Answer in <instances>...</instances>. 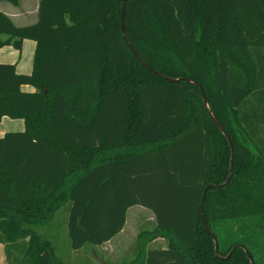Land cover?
I'll list each match as a JSON object with an SVG mask.
<instances>
[{"label":"trees","instance_id":"trees-1","mask_svg":"<svg viewBox=\"0 0 264 264\" xmlns=\"http://www.w3.org/2000/svg\"><path fill=\"white\" fill-rule=\"evenodd\" d=\"M19 5V0H7ZM40 0L17 24L0 10V48L36 42L33 70L0 62V243L6 264H71L38 226L66 211L69 246L112 240L134 205L154 213L130 264H264V0ZM31 85L35 92H25ZM167 246L147 249L156 236ZM242 245L243 247L239 246ZM232 254L225 256L234 248ZM107 261V260H106Z\"/></svg>","mask_w":264,"mask_h":264},{"label":"crops","instance_id":"crops-1","mask_svg":"<svg viewBox=\"0 0 264 264\" xmlns=\"http://www.w3.org/2000/svg\"><path fill=\"white\" fill-rule=\"evenodd\" d=\"M26 1L30 2V0H25V2ZM6 2H9V1L0 0V10L4 11L9 16H11V18L17 24L27 25V23H29L30 19H32V21H33V20L38 18V7H39L40 0H34V4H36L34 9H32L31 5H29V4H25V7H23V0H22V3L19 0V5H14L11 2H9V3H6ZM29 40H31V39H24L23 40L21 50L15 48L12 44L1 47L0 48V62L15 63L17 71L21 72V73L32 72L36 42L33 40L34 43H28ZM26 44H28L27 45L28 48L31 46H34L33 47V57H30V54H28V56L25 58L23 52H24ZM6 48H9V49H6ZM22 90L25 92H35L36 88L31 86V85H23ZM0 127L2 128V130L0 132V137H1L7 132L23 131L25 129V121H24V119H20V118L19 119H12L10 117L5 116L0 121ZM132 207H135V206H132ZM132 207H130V208H132ZM136 207H138V209H136L137 212L141 213V215H142L141 218H145L144 216H149L148 218L145 219L146 223L147 224L152 223V225H150V226L148 225L149 227L147 226L144 230L152 231L155 228V224L153 223V220H155L154 213L151 210H149L143 206H140V205L137 206L136 205ZM127 222H128V220H126V223ZM125 225H127V224H125ZM125 229H126V226H124V228L116 236H114V238L112 240H110L106 243H113L119 237L122 239L123 238L122 236L125 232ZM155 242H162V245L166 243V245L162 246L164 248L167 246V240L163 236H160V235L156 236L148 244H150V243L153 244ZM0 244H1V246H0V253H1L0 264H6V255H5L6 252L4 249H2V248H5V245L3 243H0ZM82 248H84V247H82ZM82 248L77 249V250L71 249V251H68L67 258H65V259L68 260L71 264H83L82 261H80L78 263V260L83 258L84 263L91 264V262H93V259H91V258L93 257L95 260V258H97L96 256H98V257H100V259L97 258L98 259L97 261L99 263L123 264V259H120L117 262H111L112 259L116 256L114 253L115 250H113V249L112 250L110 249V251H108V253L106 255H103L99 251H98L99 253H96L95 250L90 247L89 251H90L92 257L89 258V254L87 252L85 253V256H83L81 254V257H79V254H80ZM85 250H87V249H85ZM83 252L84 251H82L81 253H83ZM2 255H4V256L2 257ZM131 262H132V260L130 259L129 262L128 263L126 262L125 264H130Z\"/></svg>","mask_w":264,"mask_h":264},{"label":"rangeland","instance_id":"rangeland-1","mask_svg":"<svg viewBox=\"0 0 264 264\" xmlns=\"http://www.w3.org/2000/svg\"><path fill=\"white\" fill-rule=\"evenodd\" d=\"M22 3V0H20ZM9 3V2H6ZM11 4V3H10ZM25 4H29L31 5L32 9H34L35 5L34 4V0H30L26 1L23 0V7H25ZM37 19L33 20L30 19L29 23L27 24H32L36 21ZM31 41V42H30ZM28 43H34L33 40H29ZM28 44H26L25 49H24V56L25 58L28 56V54H30V57H33V47H27ZM9 49V48H6ZM2 128L0 127V132H1ZM135 207H132L130 209H128L127 212V220L128 222L126 223V229L125 232L123 234V238L121 239L120 237L117 238L113 243H104L101 246H98V251L103 254L106 255L108 253V251H110V249L115 250V257L112 259L111 262H117L120 259H123V264H125L126 262L128 263L129 260H133L134 257L137 255V237H138V233H140L142 230H144L148 225H152L151 224H147L146 223V218H148L149 216H144L145 218H141V213L137 212L136 209H138V207H136V205H134ZM138 206V205H137ZM140 214V215H139ZM155 222V220H153V223ZM148 226V227H149ZM38 229L43 230L46 234H48L52 239L53 242L56 246V251L58 253L59 256L63 257V258H67V254L68 251H71V248L69 246V236H68V228L66 225V211L62 210L61 212L57 213L55 216H53L52 218L48 219L47 221L41 223L38 226ZM150 229V228H149ZM162 241V240H161ZM164 242V241H163ZM166 245L163 244L162 242H155V243H150L147 245V249H151V248H157V247H162ZM1 246V244H0ZM118 246V247H117ZM90 245H86L84 248H82L81 252L84 251L83 253L80 252L79 257H81V254L83 256H85V253L87 252L89 254V258H91V253H90ZM5 250V248H2ZM87 249V250H85ZM1 255V253H0ZM6 255V254H5ZM4 255H2L3 257ZM98 259H100V257L96 256ZM97 258L92 257L91 259H93V262H91V264H103V263H99L97 260ZM82 261L83 264L84 263V259L81 258L80 260H78V263ZM103 262V261H102ZM89 264V263H88Z\"/></svg>","mask_w":264,"mask_h":264},{"label":"water","instance_id":"water-1","mask_svg":"<svg viewBox=\"0 0 264 264\" xmlns=\"http://www.w3.org/2000/svg\"><path fill=\"white\" fill-rule=\"evenodd\" d=\"M126 3H127V0H122L121 10H120V27H121V31H122V35H123L124 41L127 44V46L129 47V49L134 53V55L136 56V58L138 59V61L140 63H142L145 67H147L150 71H152L157 76L162 77V78H164V79H166V80H168L170 82L186 81V82L193 83V84L199 86L200 91H201V95H202V98H203L204 106H205V109H206L208 115L210 116V118L212 119V121L217 125V127L221 130V132L223 133V135L225 136V138L228 141L231 155H230L229 171H228L227 178L224 181V183H222V184H217V185L216 184H213V183L208 184L205 187L204 191H203V194H202V197H201V201H200V214H201V219H202L203 225H204L206 231L212 235V238L214 240V245H215L214 246V250H215L216 255H218L219 257H221V255L219 254V250H218L219 244H218L217 237L210 230V228L208 227V225L206 223L203 207H204L205 197H206V193H207L208 188H210V187H219V186H222V185H226L231 180L232 173H233V166H234V158H235L234 145H233L231 136L226 131V129L224 128V126L221 124V122L214 115V113H213V111H212V109L210 107V102H209L208 97H207V95L205 93L204 87H203V85L198 80L192 79L190 77H184V76L173 77V76H169V75L163 74V73H161V72L153 69L140 56V54L135 50V48L133 47L132 43L129 40V37L127 35V31H126V25H125ZM239 246L243 247L242 245H239ZM234 249H235V247L231 249V251L225 256V258H228L232 254V252L234 251ZM246 254L248 256V259H249L250 263L251 264H255L254 263V260H253V258L251 256V254L249 253L248 250H246Z\"/></svg>","mask_w":264,"mask_h":264}]
</instances>
